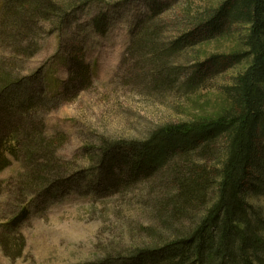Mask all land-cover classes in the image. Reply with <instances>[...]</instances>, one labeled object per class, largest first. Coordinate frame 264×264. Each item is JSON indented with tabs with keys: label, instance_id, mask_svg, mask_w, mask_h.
I'll list each match as a JSON object with an SVG mask.
<instances>
[{
	"label": "trees",
	"instance_id": "1",
	"mask_svg": "<svg viewBox=\"0 0 264 264\" xmlns=\"http://www.w3.org/2000/svg\"><path fill=\"white\" fill-rule=\"evenodd\" d=\"M75 3L4 0L0 13V53L9 50L0 55V174L14 162L24 174L15 185L14 208L19 212L0 221V247L12 260L22 256L26 240L19 228L32 215L44 214L69 195H83L91 189L89 170L74 173L71 163L58 158L67 134L48 136L45 122L60 101H70L91 86L83 50L70 56L69 80L63 93L54 97L48 96L38 77L18 76L14 64L16 57L31 58L40 51L44 25H67L78 19L70 15ZM107 19L102 14L94 21L101 35L108 31ZM236 24L249 26L244 42L247 51L209 62L214 71L222 72L251 58V66L225 90L231 102L228 110L214 120L162 126L145 142L104 143L92 160L100 161V175L113 189L163 174L158 224L146 229L150 243L145 249L120 255L122 264H264V239L259 234L264 224L259 218L253 222L247 204L250 192L264 193V0L226 1L196 34L175 42L168 52L159 47L157 25L151 27L150 22L142 30L138 22L139 33L135 27L129 54H151L147 61L153 68L150 78L154 72L159 84L169 85L178 73L168 65L169 56L186 43L221 37ZM202 68L197 66L190 73L187 90H197L208 78ZM29 80H37L38 86L28 87ZM221 143L224 154L219 160ZM216 160L220 167L210 166ZM4 189L0 180V196ZM35 200L38 204L31 206Z\"/></svg>",
	"mask_w": 264,
	"mask_h": 264
},
{
	"label": "rangeland",
	"instance_id": "2",
	"mask_svg": "<svg viewBox=\"0 0 264 264\" xmlns=\"http://www.w3.org/2000/svg\"><path fill=\"white\" fill-rule=\"evenodd\" d=\"M55 1H76V9L70 15H77L78 19L67 25H44L39 36L40 51L31 58L18 56L14 64L18 76L38 77L48 96L54 97L63 93L69 80L70 56L83 50L91 86L76 98L70 97V101H60L45 116V122L48 136L67 134L58 158L71 163L74 173L89 170L91 189L83 195H69L44 214L32 215L19 228L26 240L22 256L12 260L0 247V264H122L120 255L130 249H145L150 243L146 229L158 224L157 199L163 174L155 173L150 181L129 188L113 189L100 175V161L92 160L100 154L104 143L113 146L145 142L168 124L219 118L231 107L226 88L234 86L252 61L244 59L222 72L214 71L209 62L246 52L244 42L249 26L232 25L221 37L184 44L166 60L178 73L174 83L164 85L159 84L160 79L156 81L154 72L150 78L153 68L147 61L151 54H129L138 22L142 30L150 22L151 27L157 25L159 47L168 52L175 42L196 34L228 0ZM3 6L4 0H0V13ZM102 14L108 16L105 35L94 27V21ZM139 29L135 32L139 33ZM8 52L2 51L0 55ZM197 66H203L201 70L208 78L197 90L189 91L185 85ZM38 83L29 80L28 87H37ZM217 148L218 159L222 160L224 144ZM219 160L210 161V166L218 165ZM21 174L24 175L22 166L15 162L0 174L5 188L0 196V221L19 212L17 206L14 208L18 198L15 185H19ZM214 196L212 193L213 199ZM37 204L36 200L31 202V206ZM247 204L253 222L259 218L264 224V193L250 192ZM259 234L264 239V226ZM112 257L113 260L109 259Z\"/></svg>",
	"mask_w": 264,
	"mask_h": 264
}]
</instances>
